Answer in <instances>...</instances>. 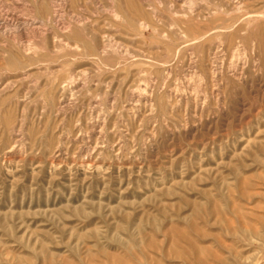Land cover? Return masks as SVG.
<instances>
[{
  "label": "rangeland",
  "instance_id": "1",
  "mask_svg": "<svg viewBox=\"0 0 264 264\" xmlns=\"http://www.w3.org/2000/svg\"><path fill=\"white\" fill-rule=\"evenodd\" d=\"M0 264H264V0H0Z\"/></svg>",
  "mask_w": 264,
  "mask_h": 264
},
{
  "label": "bare ground",
  "instance_id": "2",
  "mask_svg": "<svg viewBox=\"0 0 264 264\" xmlns=\"http://www.w3.org/2000/svg\"><path fill=\"white\" fill-rule=\"evenodd\" d=\"M85 78V77H84ZM97 119V118H96ZM103 124V123H102ZM97 144V143H96ZM94 149V148H93Z\"/></svg>",
  "mask_w": 264,
  "mask_h": 264
}]
</instances>
